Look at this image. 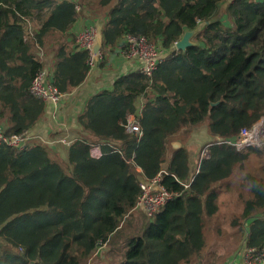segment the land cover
I'll use <instances>...</instances> for the list:
<instances>
[{
    "label": "trees",
    "instance_id": "1",
    "mask_svg": "<svg viewBox=\"0 0 264 264\" xmlns=\"http://www.w3.org/2000/svg\"><path fill=\"white\" fill-rule=\"evenodd\" d=\"M88 11L106 18L102 59L126 36L161 46L166 59L151 79L125 74L87 101L80 134L63 146L67 166L41 142L22 150L0 145V264H95L108 256L114 264H194L207 246V218L220 211L216 186L229 182L251 151L264 150L239 152L215 140L192 182L189 149L171 153L169 143L203 123L215 139L237 138L264 118V0H0V125L7 134L28 133L46 114L30 88L47 67L39 54L48 45L61 94L86 81L90 54L74 46L70 31ZM188 30L198 31L195 46L178 51ZM131 115L143 130L140 141L126 129ZM93 146L102 157L91 156ZM162 172L175 198L128 233L124 221L140 210L141 182ZM242 183L249 198L240 197L234 226L248 248L264 250V173Z\"/></svg>",
    "mask_w": 264,
    "mask_h": 264
},
{
    "label": "built area",
    "instance_id": "2",
    "mask_svg": "<svg viewBox=\"0 0 264 264\" xmlns=\"http://www.w3.org/2000/svg\"><path fill=\"white\" fill-rule=\"evenodd\" d=\"M80 8L81 7L77 6V11H80ZM80 28V31L76 34L75 47L79 50H86L89 52V66L93 69L103 60L101 56L102 53L95 56L91 50L96 39L97 27L89 23L83 24ZM118 48L124 58L137 63L139 65V71L150 79L157 67L166 59V52L163 51L162 47L151 43L145 37L126 36ZM30 92L34 97L43 100L47 105L49 104L55 109L59 108L64 98V95L54 86L50 73L45 70L39 73L34 79ZM126 129L128 133L133 135L138 141L143 137V130L138 121V117L135 115L128 117ZM37 142H41L53 150H57L61 146L70 145V142L65 137L61 139H53L49 137V139L37 141L29 132L20 135H9L5 132L3 127H0V145H6L17 150H22L29 145L32 146L36 144ZM215 142L217 144L232 146L239 152H245L252 148L264 149V118L252 128L243 129L237 138H217ZM207 148L208 146L199 160V165L196 174L193 175L192 182L199 173L201 161L208 157ZM91 156L93 158L102 157V151L99 146H93L91 148ZM137 170L141 173L139 168ZM164 173L165 172L160 173L152 180H143L140 184L141 196L139 197L137 207L143 211L149 220H153L155 216L176 196L164 187ZM186 188H188V186H186ZM241 252L242 264H264V250L252 249L245 246Z\"/></svg>",
    "mask_w": 264,
    "mask_h": 264
},
{
    "label": "crops",
    "instance_id": "3",
    "mask_svg": "<svg viewBox=\"0 0 264 264\" xmlns=\"http://www.w3.org/2000/svg\"><path fill=\"white\" fill-rule=\"evenodd\" d=\"M227 6L228 3H223L222 9H224L225 11ZM81 18L82 19H80L77 22V24L73 27V29L70 31V34L73 35L74 38H76V34L80 31L81 29L80 27H82L83 24L90 23L98 28L101 27L100 24L103 23L104 20H106V18L103 17H96L92 12L89 11L86 12L84 17ZM34 30H37V27H35ZM69 40L71 41L72 39ZM73 43L75 46V40H73ZM52 49H53L52 45H48L39 54L40 57L43 60H45V62H47V67L45 71H47L48 73L51 72ZM102 61L105 62V66L102 68L100 67V63H98L95 68L91 69L86 81L81 86L75 89L72 93L64 95L62 104L59 106L58 109H55L49 104L47 105L46 114L44 115L43 120L39 122L31 131H29V133L34 136L35 140L38 141V140L49 139V137L51 136H55L56 138L66 137L68 139L76 138V136L80 134L78 116L84 110L87 101L91 97H93L94 95L100 92L112 90L115 81L119 77L128 73L139 71V65L133 61L124 58L119 52L118 47L115 49V52L113 54L108 52L105 53V57H103ZM142 106L143 104L140 103V108H142ZM179 147L180 146H175L174 149H177ZM55 151H59L57 154L62 153L64 159H67L66 147L61 146ZM220 211L214 217L207 219H215L219 215ZM241 214L242 211L240 213V216ZM235 216L236 215L234 213L229 224V228H228L229 230H227L228 236L222 240L218 239L216 243L219 244L214 245L213 251H208V256L213 257V262L211 264H242L240 251L243 250L244 247L246 246L245 244L246 237L244 236L243 233L240 232L239 227L234 226V221L240 218V216L239 217H235ZM211 226H215L213 228V232H215V236L217 237L220 234V232L216 228L219 227L222 228L224 224L220 223L219 221H215V223L213 222ZM246 226L247 225H244L245 228ZM222 233L225 234V231H222ZM242 239L244 241L243 246H241ZM230 240H235V243L232 241V243L229 245L228 242ZM221 242H227V250L220 244ZM239 243L240 245L238 246ZM104 247L106 246H103L100 249ZM104 253L101 254L98 253L96 255L100 257ZM217 258H219L220 263H217ZM221 258H223L222 262H221ZM95 264H114V263L112 259L109 258L108 256V257H101V260H97ZM194 264H203V263L200 259L198 262H195Z\"/></svg>",
    "mask_w": 264,
    "mask_h": 264
},
{
    "label": "rangeland",
    "instance_id": "4",
    "mask_svg": "<svg viewBox=\"0 0 264 264\" xmlns=\"http://www.w3.org/2000/svg\"><path fill=\"white\" fill-rule=\"evenodd\" d=\"M76 1H79V0H76ZM220 7H221V10H223L222 5ZM223 21L227 25L229 26L231 25L230 21L228 20L226 16L223 18ZM35 27H36V24L31 25L30 31H33ZM0 127H3V126L0 125ZM208 131H209L208 124L203 123L200 126L192 129L190 132L180 133L178 136L174 137L169 143V151L171 153L173 152L175 146H180V147L185 146L186 148L189 149L193 175L196 174V171L199 165V160L201 156L203 155V152L205 151L206 147L211 142L216 140L214 137H212L209 134L210 132ZM252 149H259L260 151L264 150L263 148H252ZM250 151L251 149L245 152L248 153ZM58 152L59 151H56L55 155H57V157L59 158L60 160L59 162L63 166H67L63 164L65 161L64 156L62 155V153L57 154ZM263 173H264V155H259L258 153H254L251 151L249 160L244 164L243 168H240L237 171H235L233 177H231L229 182L225 184H219L216 186V190L219 193V204L221 206L220 207L221 211L215 219H207L206 221L205 233H206V238H207V248L203 254V257L201 258V261L203 264L205 263L211 264L213 262V257L208 256V251L214 250V245L219 244V243H216L218 239L222 240L228 236L227 230H229L228 229L229 224H230V221L234 213L236 215L235 217H239L243 209V206H244L243 201L249 198L248 189H246L242 183L243 178L247 174L263 175ZM241 196L243 197L244 200H241L240 198ZM146 220H147V217L142 211L135 210L133 213H131V215H129L125 219L123 227L127 228L128 233L138 232L139 229L141 228L142 223ZM215 221H219L220 223L224 224L222 228L220 227L216 228L220 232V234L217 237L215 236V232H213V228L215 226H211V224L213 222L215 223ZM222 231H225V234L222 233ZM232 241L235 243V240H230L228 244L230 245ZM122 244H123L122 242L119 243L118 245H112L111 243L109 247L106 246L100 250L98 249V253L101 254V253H104L105 251H109V250L111 251L112 248H116V247L118 249H121ZM220 244L227 250V242H221ZM241 244H242L241 246H243L244 244L243 239L241 240ZM239 245L240 243L238 244V246ZM120 257L121 256L119 255V258ZM219 258H217V263H220ZM222 259L223 258H221V262H222ZM112 260H114V258H112Z\"/></svg>",
    "mask_w": 264,
    "mask_h": 264
},
{
    "label": "water",
    "instance_id": "5",
    "mask_svg": "<svg viewBox=\"0 0 264 264\" xmlns=\"http://www.w3.org/2000/svg\"><path fill=\"white\" fill-rule=\"evenodd\" d=\"M198 31H186L183 35L182 39L178 41L175 45V48L178 51L185 52L187 49L195 46L194 38ZM103 29L102 27L97 28V34L95 42L91 48L93 55L98 56L102 53L103 50ZM217 104H212V106H216Z\"/></svg>",
    "mask_w": 264,
    "mask_h": 264
}]
</instances>
